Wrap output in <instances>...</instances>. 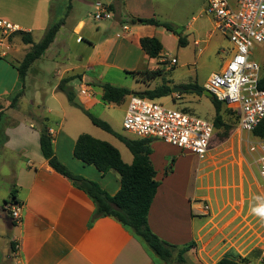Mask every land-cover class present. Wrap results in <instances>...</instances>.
Segmentation results:
<instances>
[{
	"label": "crops",
	"instance_id": "1",
	"mask_svg": "<svg viewBox=\"0 0 264 264\" xmlns=\"http://www.w3.org/2000/svg\"><path fill=\"white\" fill-rule=\"evenodd\" d=\"M58 1L0 0V19L17 26L18 31L29 33L32 41L38 43L34 36L38 34L41 40L49 25L64 16L67 0H62V10ZM97 1L110 5L112 19L90 22L82 16L71 21L73 5L77 2L72 0L54 41L30 67L23 95L15 108L9 107L18 81L14 65L21 61L30 45L23 44L20 37L13 34L14 43L11 46L9 42L7 57H0V183H3L0 254L3 258L11 257L13 264H156L130 229L112 217L94 218L92 200L48 165L39 147L41 122L44 121L49 130L54 154L61 164L72 174L97 183L108 195H115L120 188V177L115 171L102 175L73 156L80 135L87 133L102 141L104 134L68 101L59 88L60 82L68 80L64 85L74 92L80 103L74 102L76 105L91 115L98 112L93 116L108 123L115 133L137 139L126 136L122 124L116 127L111 121L108 111L116 105L102 102L100 86H118L108 78L111 70L125 74L156 68L164 74L173 70L177 58L165 57L162 41L168 33L176 41L178 55L181 48L176 36L165 29L132 25L131 20L155 19L185 30L176 32L185 38V47L192 45L198 54L207 49L200 45L207 43L216 30L213 20L203 13L205 0H88L86 6L92 8ZM228 1L235 3V0ZM208 26L210 34L206 31ZM220 35L231 48L226 36ZM142 38H156L160 42L162 50L157 59L148 58L142 51ZM171 59L176 60L173 66L169 64ZM132 79L133 85L121 87L144 91L162 83L158 78ZM207 79L199 86L204 88ZM166 80L171 88L189 84ZM75 82L78 83L76 89ZM126 99L118 105L123 107V117ZM190 101L192 98L188 97L181 106L193 108L197 104ZM105 133L115 139L108 141L109 144L118 150L122 161L130 165L133 157L122 147L124 144ZM161 146L168 148L161 151ZM182 152L186 151L159 140L151 143L149 159L158 187L147 215L150 231L161 241L178 247L192 243L193 247L183 254L186 264H216L224 257L240 264H258L260 248L264 246V183L258 177L254 155L248 152L254 164L242 161L248 175L243 173L244 181L235 183L230 172V180L223 183L217 179L216 171L230 170V167L228 163L222 165L220 158L215 160L218 156L212 149L203 161L188 152L195 159L196 173L214 167L195 177L193 169L181 167L185 158ZM168 167L171 171L166 174ZM13 189L21 214L17 224L12 222L4 205ZM203 204L209 205L207 214L202 213Z\"/></svg>",
	"mask_w": 264,
	"mask_h": 264
},
{
	"label": "trees",
	"instance_id": "2",
	"mask_svg": "<svg viewBox=\"0 0 264 264\" xmlns=\"http://www.w3.org/2000/svg\"><path fill=\"white\" fill-rule=\"evenodd\" d=\"M71 1L72 0H67L63 18L50 24L38 43L32 41L29 33L22 31L14 33L20 37L23 44L30 45V48L21 61L14 65L18 74V81L14 93L10 97V108H15L17 106L18 100L23 95L25 78L30 67L45 53L54 41L56 34L64 23L65 17L71 9ZM131 24L161 27L176 36L178 47L186 46L185 38L177 33L174 27L168 23L160 22L155 19L138 18L132 19ZM140 46L145 55L150 59H157L162 50V46L156 38H142L140 40ZM126 74L137 80L143 79L149 81L162 78L163 82L153 89L144 91H133L110 84H102L100 86L102 89V102L120 105L129 96H138L147 100L156 101L168 97L171 94L172 88L168 85L169 82L164 79V73L159 68L126 72ZM67 82L68 80L61 81L59 88L66 95L68 101L77 106L94 126L113 135L122 142L131 153L133 160L130 165L125 164L116 148L90 135L82 134L77 138L73 149V156L75 159L81 161L83 164L93 166L102 175L110 170L115 171L119 175L120 188L115 195L110 196L104 192L97 183L72 174L58 161L52 148V137L47 126L43 123L44 121H42L39 147L43 158L54 171L69 179L77 189L83 191L92 200L95 205L94 218L105 216L112 217L122 226L130 229L134 236L142 242L146 251L156 264H186L183 259V254L192 248L193 244L190 243L178 247L161 241L150 231L147 224L148 211L158 187V182L155 180L156 173L149 159L153 139H129L115 133L108 123L94 117L88 111L74 103L75 94L72 90L65 87L64 84ZM261 84L264 85V78H262ZM179 87L186 93L195 94L197 96L203 95L205 91L203 87L191 83L179 85ZM210 103L214 109L212 121L214 129L224 128V136H227L230 127L225 126L221 115V107L224 105L215 98H212ZM227 110L234 116L230 109L227 108ZM1 117L2 112H0V120ZM253 135L257 137L264 136V120H262L255 129ZM170 171L171 168L168 167L165 173L167 174ZM9 202L17 204L14 189L11 191L9 201H4V205ZM10 246L13 248V243H10ZM216 264L240 263L232 260L230 257H224Z\"/></svg>",
	"mask_w": 264,
	"mask_h": 264
},
{
	"label": "built area",
	"instance_id": "3",
	"mask_svg": "<svg viewBox=\"0 0 264 264\" xmlns=\"http://www.w3.org/2000/svg\"><path fill=\"white\" fill-rule=\"evenodd\" d=\"M204 14L213 20L216 31L231 44L229 60L223 69L209 75L204 89L218 102L230 109L237 118V127L249 134L247 150L254 155L257 174L264 183V136L253 135L264 120V85L260 63L254 60L256 46L264 48V0H205ZM110 5L97 1L92 6L95 21L112 19ZM17 26L0 19V57L10 49L9 38ZM171 66L175 59L169 61ZM84 94V91H81ZM122 127L136 138L159 140L181 151L192 153L203 161L210 150L214 134L212 121L189 113L166 108L157 101L129 96ZM5 209L13 223L20 222V207L7 203ZM209 205L203 204L207 214ZM17 248V246H15ZM258 264H264V246L260 248Z\"/></svg>",
	"mask_w": 264,
	"mask_h": 264
},
{
	"label": "rangeland",
	"instance_id": "4",
	"mask_svg": "<svg viewBox=\"0 0 264 264\" xmlns=\"http://www.w3.org/2000/svg\"><path fill=\"white\" fill-rule=\"evenodd\" d=\"M87 2L88 0H77V2L73 5L74 9L71 13V17L69 20L73 21L83 16L85 17V19L87 18L90 22H92L93 19L92 8L86 6ZM56 3L61 4L60 8L62 10L63 8L62 0ZM175 30L181 32L185 31L182 29H175ZM206 31L208 32V34H210L211 28L208 26ZM34 41L35 42L40 41V36L38 34L34 36ZM162 41L164 45L163 46L164 52L166 53L165 57L168 59L175 57L177 58L178 61L177 65L175 66V68H173V70L166 71V73L164 74V79L165 80L170 79L173 82L179 84L191 83V84L202 85L204 81L209 77V75L211 73L218 72L222 63L230 57L229 55L230 48L228 47L227 44L225 45L224 41L226 40L220 35L218 31L213 32L210 35V37L207 39V43L203 42L200 45V48L207 46V49L204 51L202 50V52L199 54L197 51H195L194 47L190 45L188 47H180L181 50L179 51V55H178L175 50L176 41L169 33L167 34V37L162 38ZM9 42L11 43L12 46V44L14 43L12 37L9 38ZM198 47L199 46H197V48ZM21 53L22 51H20L18 55H20ZM253 58L255 61L260 63L262 74H264V48L260 46H256L253 50ZM167 65L168 64H165V66ZM108 78L111 81H114L115 85H118L117 87H121V85H133L134 82L129 75L112 70L109 72ZM158 80L160 82H163L162 78H158ZM157 84L159 83H155L154 85L157 86ZM77 86L78 83L75 82L73 84V87L76 89ZM174 87H179V86H174ZM188 97L192 98V101L190 102L193 101L197 102V104L193 106V108L181 106V104H183L182 102L185 103V100H187ZM127 100L128 98L126 99V101ZM156 101L166 108H171L178 111H183L182 109H184L186 111H189L185 113H189L201 119L213 121L214 109L211 103L208 101V99L203 95L197 96L195 94L193 95L186 93L185 91H180L179 93L177 92L171 93L168 97L162 98L160 100L158 99ZM122 108H123L122 106L116 105L114 107H111V109L108 111L111 117V121L114 123V125H116V127H118V125L122 124L123 122L122 120L123 114L121 111ZM92 113L93 115H98L97 114L98 112H92ZM221 115L223 117L225 126L230 127V129L228 131L227 136H224V130H225L224 128L214 129L213 138L210 143V149H212V152L218 156L215 160H218V158H220L223 161L222 165H226L228 163L230 170L229 169L225 170L223 168H220L219 171H216V176L220 182L224 183L225 180L227 181L230 180V172H231L232 180L235 183H238L240 180L242 181L245 180L243 176V173L245 174V169H244L245 167L244 164H242V161L245 160L247 162L248 160L249 163L247 164H251V163L254 164L252 157L250 158L249 156L250 154L247 151L248 142L252 138L249 134L242 133L238 129L236 118L229 113V111L225 106L221 107ZM97 130L102 134H104V140L102 141L108 142L115 140L112 136L106 134L101 129L97 128ZM122 131L126 136H130V137L133 136L129 132L125 131L123 127H122ZM122 147L128 152V149L125 148V145L124 146L122 145ZM166 148L168 147L167 146L159 147L161 151ZM182 154L184 155L185 158L184 161L181 162V167L186 168L188 166L191 169H193L194 171L193 177L198 176L199 174L204 175L209 170L214 168V167H207L204 168L200 173H196L197 171L195 168L197 167L193 156L189 155L190 153L188 152H182ZM250 168L253 169L254 165H252V167ZM2 187H3V183H0V188H1L0 193H2L3 191ZM0 205H2L1 197H0ZM0 264H13L12 258L11 257L3 258L2 254H0Z\"/></svg>",
	"mask_w": 264,
	"mask_h": 264
},
{
	"label": "water",
	"instance_id": "5",
	"mask_svg": "<svg viewBox=\"0 0 264 264\" xmlns=\"http://www.w3.org/2000/svg\"><path fill=\"white\" fill-rule=\"evenodd\" d=\"M179 91H183V89L181 87H174V88L171 89V93H176V92H179ZM203 96L207 97L210 100L213 98L212 94H210L206 90L203 92ZM74 102L77 103V104H80L78 102L77 98L74 99Z\"/></svg>",
	"mask_w": 264,
	"mask_h": 264
}]
</instances>
